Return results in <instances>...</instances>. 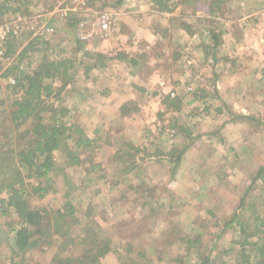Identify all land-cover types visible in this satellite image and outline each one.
Segmentation results:
<instances>
[{
    "label": "rangeland",
    "instance_id": "obj_1",
    "mask_svg": "<svg viewBox=\"0 0 264 264\" xmlns=\"http://www.w3.org/2000/svg\"><path fill=\"white\" fill-rule=\"evenodd\" d=\"M143 2L148 3L147 0H0L2 10L0 34H5V40L0 42L2 53L0 56V151L11 144L18 148L23 145L14 139L16 134L10 118L13 103L22 95V92L15 88L19 71L30 73L42 62L53 60L67 59L74 65L69 78L65 80L55 78L48 81L54 86L56 96L45 98L44 107L47 112L43 113V117L46 122L80 127L87 118L90 124L83 128L86 129L87 135H91L96 141L95 149L84 152L81 155L82 161L77 166L69 165L63 150L56 151L55 168L49 177L42 179L48 180V186H51L49 194L44 198L27 195L31 208L49 211L45 222H50L51 226L45 230V236L38 234L32 238V241L41 238L36 248L15 254L17 252L15 231L22 227L23 222L13 207L2 202L7 194L3 190L0 191V264H57L70 259L78 264L99 250L92 243L96 239L98 242H102L103 239L111 242L110 251L104 256H99L96 264H199L205 260H208V264H239V262L244 264L239 254L241 247L238 243L244 242L245 239L253 243L263 242L259 238H264V234L258 232L264 230L260 224L264 217L262 216L264 208L261 206L262 184L259 180L256 191L251 194L258 199V207L247 206L245 210L238 208L236 215L234 214L236 218L230 213L231 217L221 224L219 220H213L215 216L212 215L208 219L209 225L206 229H199L204 222L202 212L211 208L207 200H217L221 197L222 200L232 198L233 202L240 198L243 191L238 189L237 193L230 190L229 181L240 187L242 182L249 179L248 166L239 165L240 174L224 177L219 175V184L223 182L225 185L224 189L216 192L213 186H208L215 182L214 175H194V189L190 194L174 198L171 193L168 194L170 189L167 188L168 183L172 181V174L164 180L160 178L164 176L163 174L152 173L154 165L151 166L149 158L145 156V152H149V149L154 152L151 154L161 152L167 155L173 152L174 158L179 155L188 145L186 143H189L185 141V136L193 132L194 122L209 124L210 116L202 114L204 97L199 102L192 100L191 104L181 103L180 110L174 111L165 103L164 94L156 100L158 104H153L149 110L138 108L134 102L126 103L127 111L123 110V112L127 119L135 117L142 120L144 128L152 125L151 130L155 135L146 134L147 147L145 144L136 145L130 139H135L138 134L132 132L128 138L125 129L121 128L123 132L116 129H119V126L105 127V123L102 126L98 125L105 119L102 117V112H98L99 115L95 116L91 110H87V114L84 109L81 112L84 115L79 116L80 112L75 108L77 106L74 104L75 100H82L85 107L87 93L85 87L78 92L74 86L76 82L84 81V76L91 73V70L88 71L90 65L99 66L105 62V59L98 57L97 53L86 51L82 42H94L93 40L97 38L102 39L103 35H105L104 41H96L114 42L110 37L107 38L106 33L98 34L100 28L96 27V23L101 20V16L107 14L110 22L112 21L110 30L115 29L118 15L113 11L119 9L123 11L127 6H144ZM209 3L211 0H203L185 5L181 10L177 7L175 11L178 10L179 14L191 15L198 9L207 11ZM3 5L4 9H2ZM146 8L150 10L147 4ZM151 15L152 12H149L145 18H139L140 21L142 19L143 26L147 24L155 27L156 22ZM135 21L134 18L128 19L127 29L131 30L132 26H135ZM49 28H52V31L47 33L46 30ZM110 30L109 32L112 31ZM90 33L93 35L88 37ZM9 48L11 53L8 55ZM163 51L166 53V50ZM15 67H20L18 73L11 70ZM5 74L9 76L6 77ZM190 82L192 92L200 90L196 80ZM171 86L172 84L166 90L169 96H171ZM75 93H79L83 98ZM139 95L143 98L147 97L143 91ZM92 97L95 101L100 99L98 96V98H94V95ZM161 101L167 108L159 104ZM96 117L95 121L98 120V124L92 121ZM151 118L153 120H150ZM27 128L28 125H25L21 130ZM179 135L181 142L175 146L171 145L170 138L178 139ZM113 140H117V143L112 144ZM131 144L145 150L138 154L131 148ZM70 146H74L73 142H70ZM256 156L252 159L254 163H258L257 160L264 163L260 155L257 156L258 159ZM135 164L138 169L130 175H125V172L133 169ZM259 166L257 165L254 170ZM185 177L192 178L182 174L178 182H182V179L183 182L187 180L192 182V179ZM180 188L181 185H178L170 191L178 195L184 191ZM235 193L236 198H233ZM251 195L249 194L250 200H252ZM68 202L74 205L76 210L74 214L69 211L67 218L58 226L55 216L57 219L60 217L57 216L56 211L68 212L64 209ZM229 209L226 208L227 211ZM235 219L247 224L248 233L254 236L245 238L246 234L241 231L237 223H234ZM57 231L60 233L58 234ZM189 240L195 243L189 244ZM247 253L250 255L251 263L254 264L259 257L257 251L248 246Z\"/></svg>",
    "mask_w": 264,
    "mask_h": 264
},
{
    "label": "crops",
    "instance_id": "obj_2",
    "mask_svg": "<svg viewBox=\"0 0 264 264\" xmlns=\"http://www.w3.org/2000/svg\"><path fill=\"white\" fill-rule=\"evenodd\" d=\"M147 2H143L144 6H127L123 11H113L118 15L117 27L112 31L109 29L111 32L108 30V33L99 30L98 34L106 33L107 38L110 37L114 42L96 41H104L105 35L94 42H82L89 53L104 56L105 64L90 65L88 68L91 73L84 76V81L76 82L74 87L78 92L85 87L87 93L84 94V102H87L85 107L82 100L73 102L77 105L75 108L79 109V116L84 115L81 113L84 109L87 114L91 110L95 116L102 112L105 119L98 124V120L95 121L97 117L93 118L94 124L119 126L116 129L122 132L121 128L125 129L128 138L132 132L138 134L135 139H130L136 145L145 144L147 147L146 134L155 135L151 130L152 125L148 129L144 128L142 120L135 117L127 119L122 113L126 103L134 102L138 108L149 110L153 104H158L156 100L162 94L165 95L164 99L169 96L166 90L171 84L170 98H179L183 104H191L192 100L199 102L204 97L202 114L210 116L209 124L194 122L193 132L185 136V141L189 143H186L188 145L174 171L170 163L172 158L168 155L149 158L150 165H154L152 173L163 174L160 178L164 180L172 174L173 183H168V190L178 185L184 190L178 195L169 190L168 194L171 193L175 198L190 194L194 189V175H214L215 182L208 186H213L216 192L224 189L225 185L223 182L219 184V175L240 174L238 166H248L249 179L242 182L240 187L229 181L230 190L243 191L240 198L233 202L232 198L222 200L221 197L207 200L211 208L202 212L204 222L199 229H206L212 215L215 216L213 220H219L221 224L231 217L230 213L234 215L238 208L245 210L247 206L258 207V199L251 195L257 189L258 180L262 184L261 206L264 208V163L257 160L259 157L264 159V0H229L217 15H212L209 7L207 11L198 9L191 15L177 13L185 5H178V10L174 9L172 13H164L157 10L152 0ZM146 4L150 10H147ZM149 12H152L155 27L145 23L143 26L142 19H139L145 18ZM130 18L136 19L131 30L127 29V20ZM216 35L218 44L214 41ZM119 53H123L127 59L116 58ZM191 80H196L200 90L192 92ZM187 85L190 86L186 88ZM141 91L147 97H140ZM75 94L82 97L79 93ZM92 95L100 99L95 101ZM159 104L167 108L162 101ZM88 124L90 122L86 118L82 127ZM172 138L169 142L171 145L181 142L180 135L179 140ZM111 143L116 144L117 140ZM149 152L154 153L150 149ZM255 156L258 163L252 160ZM257 165H260L259 168L254 170ZM182 174L192 176L185 177L192 179V182H183L182 179L179 184ZM233 198H236V193ZM226 208H230L229 211Z\"/></svg>",
    "mask_w": 264,
    "mask_h": 264
},
{
    "label": "trees",
    "instance_id": "obj_3",
    "mask_svg": "<svg viewBox=\"0 0 264 264\" xmlns=\"http://www.w3.org/2000/svg\"><path fill=\"white\" fill-rule=\"evenodd\" d=\"M202 1L203 0H152L157 10L164 13H172L178 5L195 4ZM228 1L229 0H211V3L208 5L210 13L212 15L219 14ZM4 5L2 9H4ZM1 11L0 8V13ZM214 41L218 44L217 35L214 36ZM6 45L8 46V43ZM7 53L8 55L11 53V48H9ZM98 57L105 59L102 55H98ZM115 57L121 60L127 59V56L123 53H119ZM103 64H105V62ZM73 65L74 63L71 60L63 59L44 61L30 73L20 72V67L11 69L17 73L19 71L15 88L20 90L22 95L13 103L10 118L16 134L14 139L23 143V145L18 148L17 146L13 147L11 144L7 146L5 150L0 151V191L3 190L5 191L4 193L7 194V197L3 198L2 202L6 203L9 207H13L23 222L22 227L15 231V247L17 248L15 254H19V252L24 253L29 249L36 248L41 238L35 241H32V238L38 234L44 237L46 234L45 230L51 226L50 222H45L49 215V211L46 209L31 208L28 203L27 195L31 194L39 198H44L49 194L51 186H48V180L45 181L42 179L49 177L55 168V152L63 150L69 165L77 166L82 161L81 155L84 152L93 151L96 146V141L94 138H90L87 135L85 128L78 125L68 126L63 123L46 122L43 117V113L47 112V109L44 107L45 98L56 96L54 86L48 83V81L55 78H63L64 80L69 78ZM4 76L8 77L9 74H5ZM165 103L173 110H180L182 101L179 98L171 99L170 96H168L165 99ZM123 110H126L125 106L122 108V113L124 115ZM25 125H28V128L21 130V127ZM9 139L11 140L12 138ZM70 142H73V147L70 146ZM131 148L138 154L145 150V148L141 150V148L136 147L134 144H131ZM183 152L184 150H181L180 154L175 156V158L173 157V152L167 154L169 158L173 157L170 160V163L173 165V171L178 166ZM145 153L147 158L166 156L161 152H156L155 154L149 152ZM133 158L136 159L135 156H133ZM136 165L137 164H135L133 168L134 170L130 169L126 171L125 175H130L135 172L138 169ZM36 181L39 182L34 183ZM64 209L68 212H63L62 210L56 211L58 214L57 216L60 217L57 219L55 216L58 226L61 225V221L67 218L69 211L74 214L76 210L75 206L70 202L65 205ZM234 223H237V225L241 227V231L246 234L245 238L254 236L248 233V225L244 222L236 220ZM260 224L261 227H264V217L261 219ZM227 225L228 222L226 226ZM258 232L261 235L264 234V230ZM57 233L59 234L60 232L57 231ZM63 235L64 232L62 233V236ZM259 240L263 242L261 244L259 242L253 243L245 239L244 242L238 243L241 247L239 254L243 258L244 264H252L250 255L247 253L248 246L256 250L259 256L254 264H264V238L261 237ZM92 243L93 246L99 250L78 264H96L99 256L106 255L111 249V242L107 239H103L102 242H98L96 239L93 240ZM188 243L194 244L195 242L189 240ZM64 263L76 264L77 262L75 263L73 259L57 262V264ZM199 264H208V260ZM239 264L241 263L239 262Z\"/></svg>",
    "mask_w": 264,
    "mask_h": 264
},
{
    "label": "built area",
    "instance_id": "obj_4",
    "mask_svg": "<svg viewBox=\"0 0 264 264\" xmlns=\"http://www.w3.org/2000/svg\"><path fill=\"white\" fill-rule=\"evenodd\" d=\"M68 11H71L68 9ZM82 12H84V10H81ZM96 27H99L101 31H108L111 28L112 25V21L110 22L109 20V16L107 14H104L101 16V20L99 22L96 23ZM52 28H49L46 30L47 33L51 32ZM93 34L90 33L88 34V37H91ZM86 38V37H85ZM5 40V34H0V42ZM2 55V53L0 52V56Z\"/></svg>",
    "mask_w": 264,
    "mask_h": 264
}]
</instances>
